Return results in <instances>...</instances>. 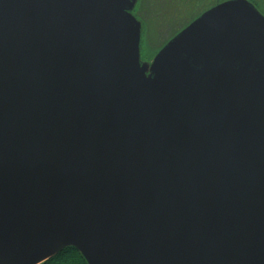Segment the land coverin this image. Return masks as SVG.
Masks as SVG:
<instances>
[{
	"label": "water",
	"instance_id": "obj_1",
	"mask_svg": "<svg viewBox=\"0 0 264 264\" xmlns=\"http://www.w3.org/2000/svg\"><path fill=\"white\" fill-rule=\"evenodd\" d=\"M136 1L0 0V264H264V15Z\"/></svg>",
	"mask_w": 264,
	"mask_h": 264
},
{
	"label": "trees",
	"instance_id": "obj_2",
	"mask_svg": "<svg viewBox=\"0 0 264 264\" xmlns=\"http://www.w3.org/2000/svg\"><path fill=\"white\" fill-rule=\"evenodd\" d=\"M224 0H140L137 16L142 19L148 35L155 37L161 29L160 24L172 30L170 36L188 24L193 18L210 6ZM258 8L264 9V0H249ZM260 2L262 5H260ZM152 16V17H150ZM167 24H169L167 26ZM150 25V27H149ZM153 27L152 34L150 28ZM168 28V29H169ZM150 29V30H149ZM42 264H87L81 254L73 247H66L44 261Z\"/></svg>",
	"mask_w": 264,
	"mask_h": 264
},
{
	"label": "rangeland",
	"instance_id": "obj_3",
	"mask_svg": "<svg viewBox=\"0 0 264 264\" xmlns=\"http://www.w3.org/2000/svg\"><path fill=\"white\" fill-rule=\"evenodd\" d=\"M260 5H262L261 2ZM259 11L262 12V14L264 15V9L262 7L259 8ZM160 25H162L161 29H159L158 30L159 32L156 35H154L155 37H152V35L149 36L148 30H146L147 32L145 33L144 41L141 42V48H140V60L143 62L150 61L154 57L156 52L160 49V47L169 39L170 36L169 33L172 31L168 26L169 24H167L168 27H164V25H166L165 22ZM150 29H149L151 32L150 34H152L153 27Z\"/></svg>",
	"mask_w": 264,
	"mask_h": 264
}]
</instances>
